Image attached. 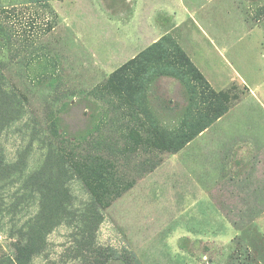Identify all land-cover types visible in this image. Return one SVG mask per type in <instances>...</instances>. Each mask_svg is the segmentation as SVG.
Here are the masks:
<instances>
[{"label": "rangeland", "instance_id": "374dc122", "mask_svg": "<svg viewBox=\"0 0 264 264\" xmlns=\"http://www.w3.org/2000/svg\"><path fill=\"white\" fill-rule=\"evenodd\" d=\"M162 39L228 104L175 153L109 92ZM0 67L21 105L0 133L2 264H264V0H0ZM148 96L183 123L180 81Z\"/></svg>", "mask_w": 264, "mask_h": 264}, {"label": "trees", "instance_id": "16d2710c", "mask_svg": "<svg viewBox=\"0 0 264 264\" xmlns=\"http://www.w3.org/2000/svg\"><path fill=\"white\" fill-rule=\"evenodd\" d=\"M163 42L162 39L152 43L137 57L113 71L109 76V92L122 95L125 104L135 107V110H141L143 119L148 122V126L144 128L146 138L152 139L154 146L162 152L175 153L225 113L228 104L219 93L211 89L204 75L182 49L173 44L168 49L163 48ZM153 61L158 63L157 67H153ZM158 76L176 78L186 87L187 105L180 126L165 127L146 107L149 104L148 86ZM20 113L21 105L14 92L5 88V77L0 67V133L6 125L16 120ZM132 134L136 139L142 137L139 130L134 128ZM50 156L61 155L59 151L49 147L47 159ZM69 172L68 169L67 173ZM37 177L41 181L39 191L43 192L50 180L45 171L39 172ZM5 262V259L0 260V264ZM129 264L139 263L133 259Z\"/></svg>", "mask_w": 264, "mask_h": 264}, {"label": "crops", "instance_id": "0c3cea01", "mask_svg": "<svg viewBox=\"0 0 264 264\" xmlns=\"http://www.w3.org/2000/svg\"><path fill=\"white\" fill-rule=\"evenodd\" d=\"M171 9L177 10V16L179 18H182V16H186V14L188 13V9L184 7V5H182L180 2H175L174 4H172ZM157 32L152 31L151 35L156 34Z\"/></svg>", "mask_w": 264, "mask_h": 264}]
</instances>
